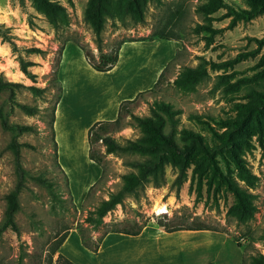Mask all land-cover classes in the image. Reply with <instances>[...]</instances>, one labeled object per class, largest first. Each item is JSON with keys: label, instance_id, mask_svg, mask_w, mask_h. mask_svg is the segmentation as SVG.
<instances>
[{"label": "rangeland", "instance_id": "obj_1", "mask_svg": "<svg viewBox=\"0 0 264 264\" xmlns=\"http://www.w3.org/2000/svg\"><path fill=\"white\" fill-rule=\"evenodd\" d=\"M53 1L65 6L67 23L56 26L34 0H0V75L24 84L11 96L0 91V106L11 111L12 123L34 127L18 136L28 175L15 214L18 229L0 233V264H66L59 254L75 264H241L243 257L253 264L252 255L264 254V107L241 126L237 121L241 104L264 89V44L257 41L264 38V9L249 14V0H222L206 14L199 6L211 0H149L141 22L117 11L107 16L101 52L85 20L89 0ZM123 40L113 67L98 70L93 63ZM33 46L43 51H28ZM21 60L33 62L34 77L24 73ZM203 60L213 65L200 82L191 88L176 83L185 68ZM137 95L125 103L121 126L109 133L123 146L141 142L143 132L128 111L145 117L154 101H166L176 113L165 130L174 131L182 151L106 153L97 141L93 151L104 156L98 163L90 157L91 127L115 119L120 105ZM19 103L39 111L31 115ZM188 135L206 141L214 156L199 145L187 152ZM12 137L0 119V226L17 182ZM151 159L158 164L155 174L127 192L101 224L86 220L123 186L124 174L139 173ZM235 188L254 204L244 222L229 214ZM160 205L167 211L159 212ZM161 223L184 229L167 231ZM138 224L145 225L139 234H107ZM195 225L211 229H188ZM82 233L90 243L104 237L99 250L86 246Z\"/></svg>", "mask_w": 264, "mask_h": 264}, {"label": "trees", "instance_id": "obj_2", "mask_svg": "<svg viewBox=\"0 0 264 264\" xmlns=\"http://www.w3.org/2000/svg\"><path fill=\"white\" fill-rule=\"evenodd\" d=\"M149 0H89L87 8L85 10V20L91 25L93 32L96 35V41L98 49L101 50L103 48V38L102 31L104 28V23L107 16L114 14V11H117L122 16H130L134 21L141 22L144 20L146 5ZM160 1V0H158ZM252 5V11L248 12L249 14L255 13L259 9H264V0H249ZM36 7L44 12L48 18L56 25L59 26L62 23L68 22V13L66 11L65 6L62 4L55 2L53 0H34ZM222 0H211L208 3H204L199 6L200 10L207 13L215 11L222 6ZM242 17H245L244 15ZM161 36V35H160ZM149 39H153V35L150 36ZM259 46L264 44V38H260L257 40ZM125 42V40L120 41L118 46L116 47L114 53H110L108 56L102 54V61L99 63H93V65L98 70H109L113 67L114 63L118 60V51L121 45ZM83 45V44H82ZM84 49L85 46L83 45ZM30 52H41L43 51L41 48L33 46L28 48ZM89 57L90 54L87 53ZM242 54H239L236 59H239ZM106 57V58H105ZM32 61L21 60V68L24 73L30 77H34V74L29 70V65H31ZM211 62L207 60H203L196 67H187L183 70L180 76L175 80L177 84L185 85L187 87H194L198 82H200L205 76L208 74V65ZM213 65V63H211ZM164 72H162L156 81L155 85H157L161 78L163 77ZM264 79V75L261 76ZM24 86L21 82H16L12 80L6 79L4 76L0 75V91L9 90L10 96L13 95L15 89ZM32 91L36 93H40L44 91V88L39 86L30 85L28 86ZM153 88L149 90H153ZM138 98V95L131 99L123 102L120 105V109L118 115L113 120L108 121H98L95 123L89 133V141H90V157L96 160L98 163L103 162V154L95 153L93 151V145L97 141H102L106 145V153L118 152L120 150H143L147 151L150 154L157 153L160 149H172L175 153L182 151L181 146L177 142L174 131L171 130L166 132V125L169 120H173L175 117L176 110L173 108V105L170 102L166 101H154L151 106L150 114L148 116L142 117L134 114L131 111V117L135 120L136 125L140 127L143 132V137L141 142H131L127 146L121 145L110 133V127H120L123 114L122 110L126 107L125 103L128 101H135ZM59 100V96H58ZM57 100V102H58ZM20 107L27 113L34 115L39 110L37 106H32L26 103H19ZM244 107L242 111L243 117L237 121L238 125H242L245 122L251 120L252 117L260 116L261 110L264 107V89L258 93V96L250 98L246 103L241 104ZM55 112L56 107L51 109V118L50 124L52 128V138L57 145L55 140L54 133V121H55ZM11 111H8L5 105L0 106V119L4 129L11 130L13 132L12 140L9 143V147L13 150L15 155V166L17 172V182L15 188L7 194V209L5 212V220L3 224L0 226V233L7 230L8 228L17 230L18 226L15 220V214L20 209V193L25 185V181L28 175L27 169L24 167L23 162L21 160V147L22 143L18 141V136L26 131H31L34 129L33 126L28 124H19L12 123L10 121ZM226 139L230 137V135L225 136ZM186 146L188 150H195L197 145H199V149L209 155L214 156V152L211 146L201 139H195L192 136L188 135L186 137ZM158 164L151 159L148 162H144L140 164V172L139 173H127L124 174V184L117 191L110 194L108 199H103L101 203L96 207L94 211H92L91 215H88L86 220L95 225H99L103 221V217L113 208L119 204L125 194L129 191H133L137 186H139L146 175L155 174L157 172ZM35 179L42 183H47L46 179L41 176H35ZM95 183L91 185L89 191L94 188ZM236 191V201L230 207L229 214L234 215L238 218V220L244 222L250 216L253 215L254 212V204L251 199V195L244 190H240L239 188H235ZM161 225L167 231H174L184 229L182 227H178L176 224H167L161 223ZM145 225H136L133 227L124 226L122 228H113L108 232H124L127 234H139ZM188 229L198 230V229H211L209 227H202L200 225H195L189 227ZM216 230V229H212ZM107 232V233H108ZM67 234H64L60 239L57 248L63 243ZM103 238V237H102ZM102 238L94 243H90L85 234H81V239L83 243L89 248L97 251L100 246V242ZM238 245L241 246L238 239H236ZM54 248V251L57 249ZM59 257H62L66 264H75L72 260L67 257H64L62 254H59ZM245 258H242V263L244 264ZM252 263L253 264H264V254L252 255ZM213 264V263H209Z\"/></svg>", "mask_w": 264, "mask_h": 264}, {"label": "bare ground", "instance_id": "obj_3", "mask_svg": "<svg viewBox=\"0 0 264 264\" xmlns=\"http://www.w3.org/2000/svg\"><path fill=\"white\" fill-rule=\"evenodd\" d=\"M158 209H159V212H160V211H163V212H164V211H165V212L167 211L166 206H162V205H160V207H158Z\"/></svg>", "mask_w": 264, "mask_h": 264}, {"label": "crops", "instance_id": "obj_4", "mask_svg": "<svg viewBox=\"0 0 264 264\" xmlns=\"http://www.w3.org/2000/svg\"><path fill=\"white\" fill-rule=\"evenodd\" d=\"M160 226H161V225H160ZM161 227H162L164 230H166L163 226H161ZM143 229H144V228H143ZM180 230H181V229H180ZM141 232H142V231H141ZM141 232H140V233H141ZM108 233H110V232H108ZM108 233H107V234H108ZM123 233H124V232H123ZM104 236H105V235H104ZM103 238H104V237H103ZM100 246H101V242H100ZM100 246H99V248H100ZM98 250H99V249H98Z\"/></svg>", "mask_w": 264, "mask_h": 264}]
</instances>
